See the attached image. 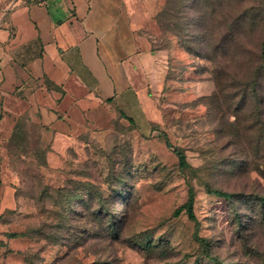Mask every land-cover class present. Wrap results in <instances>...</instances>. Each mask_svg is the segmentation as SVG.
<instances>
[{
  "label": "rangeland",
  "instance_id": "1",
  "mask_svg": "<svg viewBox=\"0 0 264 264\" xmlns=\"http://www.w3.org/2000/svg\"><path fill=\"white\" fill-rule=\"evenodd\" d=\"M260 2L168 0L160 49L173 51L149 128L119 114L55 162L35 123L0 140V188L16 201L0 207V264H264L260 124L240 103L264 40ZM239 124L253 127L241 143Z\"/></svg>",
  "mask_w": 264,
  "mask_h": 264
},
{
  "label": "crops",
  "instance_id": "2",
  "mask_svg": "<svg viewBox=\"0 0 264 264\" xmlns=\"http://www.w3.org/2000/svg\"><path fill=\"white\" fill-rule=\"evenodd\" d=\"M168 0H0V140L35 123L55 162L120 114L158 121L150 89L169 72L160 16ZM3 211L14 189L0 188Z\"/></svg>",
  "mask_w": 264,
  "mask_h": 264
},
{
  "label": "trees",
  "instance_id": "3",
  "mask_svg": "<svg viewBox=\"0 0 264 264\" xmlns=\"http://www.w3.org/2000/svg\"><path fill=\"white\" fill-rule=\"evenodd\" d=\"M256 4H260V0H255ZM263 7H258L257 10V15L255 16L256 19L258 21H262L264 22V3L262 4ZM261 25V32H264V24H260ZM264 80V40L262 41V44L260 46V55H259V61L258 64L256 65V70L253 73V76L251 77V80L246 82V84L240 86L242 87V89H244V96L242 99H240V103L242 102H246L247 100L250 102L251 107L247 108V111H251L253 109V107H255V112L257 114V123L260 124V129L257 132L254 133H258L259 134V139L260 141L258 143H260V145L262 146V150L260 151L259 145L257 143V151L258 152H262L264 151V84L263 81ZM21 121H19L16 130L13 134H16V132L20 129V123ZM238 130H236V136L239 139V143L242 142V140H244L245 138H248L247 136L250 134V132L253 130V127L249 126H243L242 124L237 125ZM177 155L179 157V164L181 168H188L189 164L187 162V158L185 156V154L183 152L177 151ZM264 159V157L262 156L260 158V160ZM217 196H220L222 198H228V194L224 193V192H220V191H216L215 192ZM258 203H260L261 207L263 208L264 211V197H258ZM188 208V214L189 217L192 219H195V216L193 214V209H192V200L188 203L187 205ZM98 211H105V206H100L98 207ZM180 212V210L177 211V214ZM114 228V226L112 227ZM16 234H14L13 236H11V238H16ZM221 264V263H218Z\"/></svg>",
  "mask_w": 264,
  "mask_h": 264
},
{
  "label": "built area",
  "instance_id": "4",
  "mask_svg": "<svg viewBox=\"0 0 264 264\" xmlns=\"http://www.w3.org/2000/svg\"><path fill=\"white\" fill-rule=\"evenodd\" d=\"M27 4H46L50 0H19Z\"/></svg>",
  "mask_w": 264,
  "mask_h": 264
}]
</instances>
